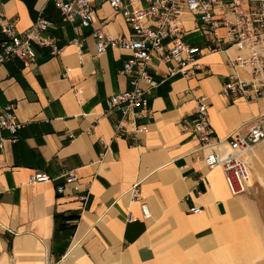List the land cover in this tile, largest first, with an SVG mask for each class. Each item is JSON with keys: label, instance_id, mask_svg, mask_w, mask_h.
<instances>
[{"label": "crops", "instance_id": "crops-1", "mask_svg": "<svg viewBox=\"0 0 264 264\" xmlns=\"http://www.w3.org/2000/svg\"><path fill=\"white\" fill-rule=\"evenodd\" d=\"M93 2V27L131 34L107 0ZM0 13L20 33L46 18L58 48L33 44L34 63L14 56L0 64V107L13 104L23 125L0 148V264H264V140L249 156L250 192L233 196L223 169L205 165L184 126L200 99L224 142L264 116V97L223 93L233 73L224 53H205L199 70L163 81L150 98L153 117L129 120L115 136L123 114L108 113L107 99L131 89L120 74L129 54H99L92 28L76 33L53 0H0ZM70 172L80 190L58 193ZM35 173L53 180L32 184ZM137 183L140 198L131 201Z\"/></svg>", "mask_w": 264, "mask_h": 264}, {"label": "built area", "instance_id": "built-area-1", "mask_svg": "<svg viewBox=\"0 0 264 264\" xmlns=\"http://www.w3.org/2000/svg\"><path fill=\"white\" fill-rule=\"evenodd\" d=\"M53 2L76 33L81 28H92L99 54L108 49H120L129 54L120 74L129 77L131 89L114 93L107 99L108 113L121 111L123 114L114 124L115 136L128 132L125 122L129 120L135 121L143 116L152 118L154 112L150 98L154 90L172 76H189L199 70V60L205 53L222 52L226 55V62L233 70L223 87L226 96L264 97V0H107L111 8L122 13L131 29L129 36L109 34L100 27H93V0ZM186 16L190 17L191 26L185 24ZM0 24L3 36L0 64L14 56L26 65L34 63L36 51L33 44L52 46L53 52H58L55 39L45 34L52 26L46 18L39 17L24 33L10 25L3 13H0ZM194 34L199 36L188 37ZM152 70L160 78H156ZM238 71H245L246 75H239ZM22 126L13 104L0 107V148L7 139L16 140ZM184 126L197 135L200 141L198 150L202 153L200 158L205 165L210 169H223L231 194L249 193L252 179L249 156L264 140V116L258 118L248 133L234 132L224 142L216 136L210 123L209 105L200 99L196 118L185 120ZM4 132L9 134L8 137ZM104 145L107 150L105 141ZM52 180L46 173H35L30 177L32 184ZM69 187L80 190L75 172H70L66 182L56 190L62 194ZM129 194L131 201L139 200L138 183L130 188ZM142 210L145 218H151L145 203ZM189 211L200 213L202 207L193 206Z\"/></svg>", "mask_w": 264, "mask_h": 264}, {"label": "bare ground", "instance_id": "bare-ground-1", "mask_svg": "<svg viewBox=\"0 0 264 264\" xmlns=\"http://www.w3.org/2000/svg\"><path fill=\"white\" fill-rule=\"evenodd\" d=\"M251 184V183H250Z\"/></svg>", "mask_w": 264, "mask_h": 264}]
</instances>
